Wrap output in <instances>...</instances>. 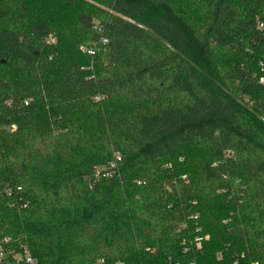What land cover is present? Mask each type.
I'll list each match as a JSON object with an SVG mask.
<instances>
[{"label": "trees", "instance_id": "trees-1", "mask_svg": "<svg viewBox=\"0 0 264 264\" xmlns=\"http://www.w3.org/2000/svg\"><path fill=\"white\" fill-rule=\"evenodd\" d=\"M261 78L264 0H0L5 248L264 264Z\"/></svg>", "mask_w": 264, "mask_h": 264}, {"label": "built area", "instance_id": "built-area-1", "mask_svg": "<svg viewBox=\"0 0 264 264\" xmlns=\"http://www.w3.org/2000/svg\"><path fill=\"white\" fill-rule=\"evenodd\" d=\"M261 81L264 82V78H261ZM7 193L11 195L12 189L8 188ZM9 242H11L10 237L0 240V264H38L37 258L31 253L27 245H22L19 251H15L5 248L4 244Z\"/></svg>", "mask_w": 264, "mask_h": 264}]
</instances>
